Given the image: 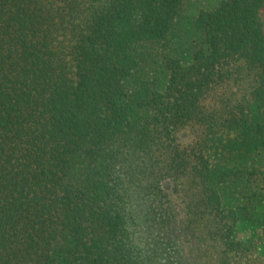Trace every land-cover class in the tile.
I'll list each match as a JSON object with an SVG mask.
<instances>
[{"label": "trees", "instance_id": "16d2710c", "mask_svg": "<svg viewBox=\"0 0 264 264\" xmlns=\"http://www.w3.org/2000/svg\"><path fill=\"white\" fill-rule=\"evenodd\" d=\"M186 3L0 0V264H146L129 245V186L147 180L140 187L171 200L166 174L193 180L162 131L192 126L196 89L215 67L219 83L256 77L252 96L263 100L248 108L264 114V0H219L189 23ZM142 62L161 87L131 92L125 81L148 76L135 71ZM263 130L240 154L264 147ZM167 204V230L178 233Z\"/></svg>", "mask_w": 264, "mask_h": 264}, {"label": "rangeland", "instance_id": "374dc122", "mask_svg": "<svg viewBox=\"0 0 264 264\" xmlns=\"http://www.w3.org/2000/svg\"><path fill=\"white\" fill-rule=\"evenodd\" d=\"M218 1L186 0L185 22L189 23L199 7ZM260 16L264 30V6ZM173 50V54L183 55L180 48ZM228 63V70L244 73L234 61ZM150 67L143 62L136 66L135 71H147L148 76L144 75L141 83L125 81V86L135 93L150 86L160 88L161 82ZM169 67L166 69L171 70ZM212 71L214 80L196 89L192 126L162 131L163 141L176 145L190 159L192 183L175 170L166 174L161 185H169L171 200L151 186L140 187L147 180L129 186V245L132 256L146 264H151L152 258L154 264H264V147L259 145L247 156L240 154L248 137L258 138L264 129L259 128L264 120L262 109L259 116L257 107L248 108L250 102L263 100L257 94L252 96L259 81L233 72L226 83H219L220 73L225 71L220 67ZM166 100L160 96L157 102L162 106ZM149 107L155 109L154 105ZM234 117L237 121L232 123ZM167 203L174 206L172 214L180 221L175 226L181 229L178 233L167 230L170 227L162 212ZM233 211L238 213L236 220L231 218ZM204 242L209 243L207 250L198 251Z\"/></svg>", "mask_w": 264, "mask_h": 264}]
</instances>
